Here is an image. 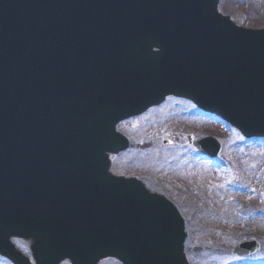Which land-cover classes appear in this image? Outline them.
I'll return each mask as SVG.
<instances>
[{"label":"water","instance_id":"1","mask_svg":"<svg viewBox=\"0 0 264 264\" xmlns=\"http://www.w3.org/2000/svg\"><path fill=\"white\" fill-rule=\"evenodd\" d=\"M217 1L0 0L1 256L30 264L18 237L35 264H187L175 207L111 175L108 153L127 148L116 124L166 95L264 136V29L235 27Z\"/></svg>","mask_w":264,"mask_h":264},{"label":"rangeland","instance_id":"2","mask_svg":"<svg viewBox=\"0 0 264 264\" xmlns=\"http://www.w3.org/2000/svg\"><path fill=\"white\" fill-rule=\"evenodd\" d=\"M222 10L236 20L244 13L243 26L264 27V0H225ZM168 107L174 120L184 122L163 125L151 112L118 127L131 145L115 157L112 171L139 177L172 201L185 222L190 264H264V142H247L187 101ZM184 132L215 135L223 142V157L208 162L187 147ZM163 139L169 143L164 145ZM244 239L256 240L260 249L250 257L235 258L232 248ZM13 242L30 256L28 243ZM0 264L10 263L0 257ZM99 264L120 263L105 259Z\"/></svg>","mask_w":264,"mask_h":264},{"label":"bare ground","instance_id":"3","mask_svg":"<svg viewBox=\"0 0 264 264\" xmlns=\"http://www.w3.org/2000/svg\"><path fill=\"white\" fill-rule=\"evenodd\" d=\"M163 122V121H162Z\"/></svg>","mask_w":264,"mask_h":264}]
</instances>
